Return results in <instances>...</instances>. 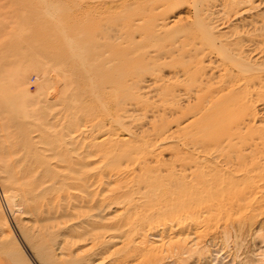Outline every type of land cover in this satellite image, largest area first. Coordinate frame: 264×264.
I'll return each instance as SVG.
<instances>
[{
  "label": "rangeland",
  "instance_id": "obj_1",
  "mask_svg": "<svg viewBox=\"0 0 264 264\" xmlns=\"http://www.w3.org/2000/svg\"><path fill=\"white\" fill-rule=\"evenodd\" d=\"M166 1L168 7L157 6ZM199 1V12L196 13L192 0H143L138 9L133 8L131 12L125 11L123 6L113 7L112 12L115 13L109 20H118L116 23L121 24L120 29L126 34L125 40L134 37L133 56L138 57L145 52L153 54L154 50L151 47L153 41L145 40L151 35L147 30L151 24L148 15L166 11L163 15L165 20L154 22L155 25L162 22L168 26L157 32V47L163 48L175 42L174 47L179 50L175 52L174 59H183L184 55L196 62L202 60L201 67L207 75L218 76L222 72V59L218 53L211 54L206 50L203 51L204 54L195 56V50H198L200 43L204 41L200 37V31L205 27L212 36L221 38L224 44H229L235 57L253 70L244 76L256 79L259 84L255 89L261 86V92L264 93V0H243L242 5H226L225 8L222 4H228L230 0ZM78 2L79 0H0V168L5 164L54 162V154H67L75 161L79 157L78 154L85 156L91 143L100 144L106 139L117 141L126 138L127 132L109 116L115 97L109 90L108 77L111 74L108 75L107 69L101 65L98 67L99 71L94 76L97 88L84 93L80 80L72 78V72L68 68L72 61L69 58L63 68L60 64L53 65L49 58L42 54L44 37H56L59 40L63 37L64 42H70L72 49L66 50V56L71 57L74 50L76 54V40L81 27H102L101 17L97 13L89 14L91 9L86 10L84 19L79 18ZM147 9L154 10L153 14ZM17 11L23 16L17 18ZM133 12L143 18L141 23L134 24L135 27H147L144 28L145 32L137 33L133 30L135 27L129 25V14ZM92 17L94 21L90 20ZM173 19L176 23L170 22ZM143 39V48L136 49V43L142 42ZM19 40H23V43L27 40L28 47L24 44L22 50L12 52ZM56 52V59H63L62 45ZM18 72L22 76L21 85L15 80ZM162 76L168 78V71L165 70ZM206 89H203L201 94L206 93ZM147 96L151 105H161L160 101L156 102V98H152V93ZM259 99L263 101L256 102L255 99L248 103L256 118L254 122L251 121L255 126L246 128L241 133L231 131L227 135L232 139L231 149H227L224 143L217 153L202 152L199 160H195L196 156L184 160L183 154L179 156L172 152L175 142H179L178 139L159 141L156 144L146 139L150 144L149 155L143 159L141 154L134 156L139 159L138 162L102 163L101 157L93 155L84 161L88 162L86 166L80 168L83 174L95 176L103 171H113L114 176L110 179L106 176L101 182H93L86 191L73 188L68 190L65 186L48 190L47 193H72L76 255L77 260L82 259L78 264H124L123 251L126 242L132 241L133 246L142 238L146 242L149 240L150 244L154 242L152 247L157 249L153 252L147 251L152 248L148 242L129 264H264V178L232 180V184L226 187L220 185L222 181L200 184L195 178L191 182L184 178L189 177L191 171L192 174H198L201 169L208 174L207 179L214 178L218 175L216 170L219 166L212 171L206 168L209 156L221 160L222 155L224 159H228L234 155L235 149L242 147L246 150L244 154L254 152L249 157L250 161L253 158L258 160L256 163L264 165V96ZM182 105L185 107L187 103L182 102ZM142 115V112H137L133 114L134 120L124 121L125 129L135 131L134 126H137L150 132V123L153 124L160 118L158 115L154 118L151 113L145 118ZM251 116L248 120H252ZM259 128H262V131ZM134 146L144 144L135 143ZM142 161H146V167H142ZM195 162L198 163L197 167ZM247 164L250 165V162ZM182 165L187 169L184 172L181 171ZM139 168L144 170L145 176L139 175ZM54 172L61 176L67 171L61 166ZM82 173L71 174L74 182ZM232 174L239 177L237 172ZM2 175L0 171V208L9 219L10 228L26 256L33 264H39L17 227L22 225L32 230L40 224L21 207L14 208L12 212L8 211L10 206L5 200V195L9 193L19 196L20 192H13V186L9 183L3 184ZM74 182L71 180V184ZM189 183H193L195 188L188 186ZM210 186L212 189L208 190ZM190 190L194 191L193 195ZM87 194H93L95 197L88 199V202L92 201L93 208L78 207L79 202L75 198H86ZM232 197L239 199V203L233 208L224 203L212 209L210 213L203 214L221 199ZM101 204L105 206L104 221L99 220L98 216ZM187 209L189 213L201 212L202 216L198 220L195 217L190 218L192 222H189L192 224L182 228V232L189 235L185 237L183 234L182 238L178 239V236L173 235H178L179 230L172 226L164 228L163 225L169 224L177 213ZM91 220L97 222L98 227L88 226ZM120 221L124 225L121 231L126 229L128 224L136 226L131 238H118L116 225ZM96 237L97 239H94ZM0 238H6V234L0 233ZM101 242L107 244L102 245ZM54 254L59 255V251L55 250ZM3 258L0 255V260Z\"/></svg>",
  "mask_w": 264,
  "mask_h": 264
},
{
  "label": "bare ground",
  "instance_id": "obj_2",
  "mask_svg": "<svg viewBox=\"0 0 264 264\" xmlns=\"http://www.w3.org/2000/svg\"><path fill=\"white\" fill-rule=\"evenodd\" d=\"M169 1L170 0H168V2ZM187 1L189 2V0ZM141 2L143 3V0H88V2L79 0L77 4L79 18L84 19L86 10L91 9V13L89 14L97 13L101 17L102 27L97 28L93 27V25L90 29H86L80 26L81 29L76 40V54L74 50L71 53V57L66 56V50L72 49V46L70 47V42L67 40L65 41L67 42L66 44L63 37H61V40L56 37H47L46 39L44 37L42 41L44 42L41 50L43 51L42 54L44 53L45 57L49 58V62H52L53 65L56 66L60 64L65 68L64 66L67 65V59L69 58V60L72 61L71 66L68 68L72 72V78L80 80L84 93L93 91L97 88L94 76L97 71H99L98 67L101 65L104 69H107L108 75L111 74L110 77H108V83H110L109 90L115 97V102L112 104L113 108H110L113 114H111L110 110L109 116L113 122L126 131L127 134L125 136L126 138H123L124 140L117 139V141H113L106 139L100 144L91 143L89 145V150L84 154L86 156L85 159L83 158L85 156L82 154H78L79 157L75 161L71 160L67 154H54L52 155V159L55 160L54 162H44L43 164H5L0 168L3 174L1 177L3 184L9 183L13 186V192H20L19 196H13L9 193L5 195V200H7L10 206L8 211L12 212L14 208L21 207L25 213L35 217V222L40 224L38 228L32 230L24 228L22 225H18L17 227L22 234L23 240L28 244L29 249L33 256L36 257L39 264H78L82 261V259L77 260L76 255L72 193H47V191L57 186H65L68 190H72L73 188L74 190L79 189L81 191H86V189H89L94 184L93 182L98 183L106 176L108 179L114 176L112 175L113 171H103V173L98 176L83 174L81 169L86 166L85 164L88 162L84 161L89 159V157L93 155L101 157L102 163L115 162L117 164L120 161H124L123 164H129L132 163V161H139V159L134 158V156L141 154L143 159L146 155H149V140L156 144V142L158 143L159 141H176L178 139L179 142H175L172 152L179 156L183 154L184 160L193 156H196L195 160H199L200 153H217L219 152L218 149L223 147L224 143L227 149L233 148L232 139H229L227 135L231 131H238V133H241L244 129L254 125L252 123L256 118L255 115H253V109L251 110L248 103H252L255 99L256 102L261 100L259 98L264 96V93L261 92L263 88L259 86V88L255 89L257 84H259L256 82L257 80L251 77H245L248 75L247 72L253 70L243 65L241 60L237 59L231 51L232 47L229 44H224L221 38L212 36L207 28L204 27V29L202 28L200 31V37L204 41L200 43L201 47L195 50V56L204 54L203 51L206 50L211 54L213 52L218 53L222 59V72L218 76H208L206 71H204L205 69L201 67V63H203L202 60L196 62V60H192L189 56L184 57V55H182L183 59H174L175 52L179 50L174 47L176 44L175 42L163 48L157 47V38L159 37L157 32L166 29L167 25H164L162 22L155 25L154 22L164 19L163 15L166 11L155 12L156 15H148V21H151V24L147 30L150 31L149 34L151 35L145 40L153 41V45L150 44L154 49L152 51L153 54L145 52L141 56H133L135 53V47L133 46L135 43L134 37L130 39L131 41L125 40L124 35L126 36V34L120 29L121 24L116 23L118 20L110 21V17H113V13H115L112 12L113 7L123 6L122 8H124L125 11L131 12L133 8L138 9L137 7L140 6ZM198 2L200 1L192 0L191 2L193 3V8L196 10V13L199 12L197 8ZM242 2L243 0H230V2H227L228 4H222V7L225 8L226 5L236 7L242 5ZM157 6L161 8L165 6L168 7L169 5L166 1ZM147 11H149V9H147ZM153 11L154 10H150L149 12L153 14ZM129 15L130 18L128 19V23L131 27H135V23L139 24L142 22L143 18L139 17V15L136 16L134 12ZM21 16H23L22 13L17 11V18ZM90 20H93V17L90 18ZM170 22L176 23L175 19ZM219 26H221V24ZM144 28L147 27L137 26L133 30H136L137 33H142V31L145 32ZM24 44H27L28 47L27 40H24V43L23 40L17 41L12 52L22 50ZM144 44L145 41L143 39L142 42L136 43V49L138 47L143 48L142 45L144 46ZM61 45L63 59L59 58L57 60L55 54H57L56 51ZM27 47L25 46V48ZM165 70L169 73L166 79L164 78L165 75L162 76ZM21 77L20 72L16 73L15 80L19 85L23 84ZM206 86L210 87L207 88ZM203 89H206L207 92L201 94ZM151 93L152 98H156V102L160 101L161 105H151L152 103L149 101L150 98L147 96ZM182 102L187 103V106L183 107ZM137 112H142L144 118L148 113H151L154 118H156V115L160 116L158 121L153 124L150 123V132L143 131L142 127L137 126H134L135 131H128L125 129L124 121L130 122V120L133 119V114ZM249 116L252 117V120H248L251 119ZM261 129L262 128H259V130ZM146 139H148V141ZM133 143H143L145 147L134 146ZM242 148L235 149L233 151L234 155H231L228 159H224L222 155L221 160L214 159L212 155L209 156L210 160L205 164L206 168L212 171L216 170L219 166L216 170L218 175L214 178L207 179L208 174L202 169L199 172L200 174H192L191 171L189 177L184 178L190 182L195 178L198 180L197 183L200 184L203 182L222 181L220 185H225V187L231 185L233 182L232 180L264 178V165L256 163L258 160H254L253 158L252 161H250L249 157H251L254 152L244 154L246 150ZM180 161H182V157ZM98 162L100 161L98 160ZM142 162V167H146V161ZM247 162H250V165H248ZM197 164L198 163L195 162L196 167ZM61 166H63L67 172L60 176L54 171ZM182 167V172L187 170L186 166L182 165ZM139 170V175L141 177L145 176L144 170L142 168H139ZM256 170L260 171L256 172ZM233 172L239 173V177L232 174ZM79 173H82V176L80 178H75L76 181L74 182V178L71 177V174L75 175ZM71 180L74 184H71ZM73 185L76 186V188ZM188 186H191L193 189L195 188L193 183H189ZM211 189L212 187L210 186L208 190ZM7 192L10 191L7 190ZM193 192L194 191L190 190L191 195H193ZM56 195L58 196L57 198L55 197ZM85 197L86 198L79 196L75 198L78 199V207L93 208L91 204L92 201L88 202V199L93 197V194H87ZM92 200L94 201L95 199ZM224 203H226V205L228 204L230 208H233L239 203V199H234V197L221 199L218 203L211 205L203 214L210 213L212 209L218 208ZM99 209V220L104 221L106 218V216H104L105 206L103 207L101 204ZM189 212L190 211L187 209L177 213L176 217L170 220L169 224H164L163 227L172 226L179 230L178 235L177 233L173 235V237L178 236V239H181L183 234H185V237L188 236L189 233L182 232V228L192 224L189 222L191 221L190 218L195 217V219L198 220L202 216L201 212L196 214L194 212ZM87 225L95 228V226L99 224L91 220V223ZM116 228L117 231H119L118 238L125 237L126 239L134 235L136 226L134 224H128L127 228L121 231L124 225L122 221H120L118 225H116ZM0 233L6 234V238H0V255L4 257L0 260V264H33L24 253L21 245L17 242L13 230L10 228L9 219L3 214L1 208ZM94 239H97V237ZM131 242L132 241L129 240V242L125 244L126 246L123 251L124 264H129L133 261L135 255L148 244L149 240L146 242V240L142 238L138 244H134L133 246ZM101 244L106 245L107 243L101 242ZM55 245L56 248L54 249ZM154 245L155 243L151 242L150 246L152 247ZM156 249V247H152L147 251L153 252ZM55 250L59 251V255L54 254Z\"/></svg>",
  "mask_w": 264,
  "mask_h": 264
}]
</instances>
